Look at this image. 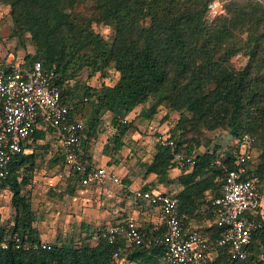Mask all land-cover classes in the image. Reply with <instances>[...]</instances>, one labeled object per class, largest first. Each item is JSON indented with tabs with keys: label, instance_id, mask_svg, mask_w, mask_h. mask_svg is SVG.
<instances>
[{
	"label": "trees",
	"instance_id": "obj_1",
	"mask_svg": "<svg viewBox=\"0 0 264 264\" xmlns=\"http://www.w3.org/2000/svg\"><path fill=\"white\" fill-rule=\"evenodd\" d=\"M217 1L225 13L211 18L210 6ZM1 5L11 7L15 34H30L36 47L35 54L27 55L20 65L30 67L40 62L44 70H54L52 83L61 90L64 102H74L76 109L81 104L91 106L94 117L90 122L80 119L84 136L90 138L103 114L110 112L118 129L113 141L120 151L121 139L131 124L119 120L154 98L147 115L155 114L164 103L180 114L168 133L178 152L196 155L202 146V129H224L236 138L252 136L255 144L249 173L264 194V0H0ZM77 6L90 10L89 21L80 33L68 13ZM95 25L110 26L114 34L106 39ZM238 54L248 57L241 70L231 64ZM15 63V59H0V70ZM111 65L120 74L115 86L76 85L77 93L69 87L84 69L94 76L105 73ZM194 131L198 134L190 137ZM33 137L39 140L43 134L37 131ZM86 143L83 140V147ZM215 149L197 154L195 167L181 168L177 181L182 190L177 198L180 214L188 219L214 218L212 202L221 194L225 179V171L216 162L222 161L229 169L235 167L232 147ZM56 155L54 161L62 159L65 165L61 149ZM37 159L35 153L19 155L3 185L12 192L11 204L16 209L10 231L33 242L41 240L22 190L29 184L24 172L35 171ZM172 160V148L158 143L148 170L162 173L170 169ZM197 230L216 246L220 228L214 225L206 231ZM102 231L97 232L95 246L56 243L50 250H0V264H119L116 253L120 261H163L162 247H139L126 253L120 242L109 244ZM252 250L264 254V229L255 234ZM217 264L236 263L220 251ZM238 264H264V259Z\"/></svg>",
	"mask_w": 264,
	"mask_h": 264
},
{
	"label": "built area",
	"instance_id": "obj_2",
	"mask_svg": "<svg viewBox=\"0 0 264 264\" xmlns=\"http://www.w3.org/2000/svg\"><path fill=\"white\" fill-rule=\"evenodd\" d=\"M225 13L220 1L210 6L209 16L216 18ZM54 70H44L40 62L30 67L19 64L0 70V195L10 175V166L22 154L27 144L43 123L57 133L65 166L80 176L83 186L103 183L112 175L108 166L94 167L83 152L84 124L72 117L74 105L64 102L61 90L52 83ZM127 123L126 120L122 121ZM157 143L169 146L173 162L179 167L193 168L197 164L195 154L176 151L175 140L160 136ZM255 139L250 135L236 138L231 149L235 167L229 169L222 161L216 164L225 171L221 194L213 199L215 225L221 234L216 246L193 226L187 225L179 211V199L171 194L152 190L135 192L137 200L155 208L161 215L164 231L148 235L134 220H126L108 227L103 233L109 244L125 240L127 247L136 249L154 246L163 248L165 264H217L219 252L236 264L253 263L264 259V254L252 250L256 233L264 229V194L249 173L253 159ZM52 244L33 242L19 233L2 227L0 223V250H50ZM119 254H115L117 262Z\"/></svg>",
	"mask_w": 264,
	"mask_h": 264
},
{
	"label": "rangeland",
	"instance_id": "obj_3",
	"mask_svg": "<svg viewBox=\"0 0 264 264\" xmlns=\"http://www.w3.org/2000/svg\"><path fill=\"white\" fill-rule=\"evenodd\" d=\"M68 13L76 24L77 32L80 33L89 21L90 10L86 6H77L69 10ZM94 28L106 39L114 34V29L107 25H95ZM15 31L16 26L11 15V7L1 5L0 59L7 58L9 62L15 59L16 63L19 64L27 55H34L36 47L30 38V34L16 35ZM247 61L248 57L238 54L232 58L231 64L235 69L241 70L246 66ZM119 77L120 74L113 65L109 66L105 73H97L94 76L87 69H84L79 76L69 82V87H73L77 93L79 90H77L76 85H87L92 88L115 86ZM153 103L154 98H151L144 104L137 106L125 118L128 124H131V128L121 139L124 146L123 155L121 150L118 151L115 148L113 139L117 136L118 129L114 125L113 116L110 112L103 114L89 139L88 151L91 154H97L98 157L107 154L111 158V165L119 172H123L120 176L129 182L134 189L144 187L146 180L151 176L147 170L156 153L157 139L160 136H168L169 131L176 126L180 119V114L171 110L168 103L161 105L152 116L147 115L150 113L149 110ZM73 104L75 106L74 102ZM74 113L76 114L75 118L81 119L85 124L94 117L92 108L88 104H81L78 109L75 108ZM201 132L202 146L197 148L196 155L208 151L214 152L217 147V150L231 148L236 140V137H232L224 129L215 131L202 129ZM196 134L198 132L194 131L190 137L196 136ZM53 144L57 148L60 147L57 140ZM46 146L43 143L36 145L37 167L33 172H24V175L29 176V184L23 188L22 195L28 199L36 218L33 228L37 231L39 239L49 244L74 243L80 245L85 242L95 246L98 239L97 232L105 230L106 227L115 222L113 213L115 207L108 205V203L104 204L105 200L103 198L100 200V195L95 188H81L78 184L74 185L72 183L73 175L65 167L63 160L54 161L57 158V155L54 156L56 154L55 147L52 148L51 152L50 148ZM170 169L162 173H155L157 179L154 186L162 187L161 190L175 189L172 182L176 180L173 179L176 174H173ZM179 186L181 191L182 187L180 184ZM9 200L5 199L4 214L12 223L16 209ZM204 220L207 221L208 218H202L200 221ZM120 264L142 263L122 260ZM161 264L164 262L162 261Z\"/></svg>",
	"mask_w": 264,
	"mask_h": 264
},
{
	"label": "crops",
	"instance_id": "obj_4",
	"mask_svg": "<svg viewBox=\"0 0 264 264\" xmlns=\"http://www.w3.org/2000/svg\"><path fill=\"white\" fill-rule=\"evenodd\" d=\"M17 64V63H15ZM120 123H123V120H119ZM39 132L43 134L42 139L35 140V137L29 140L27 144V152L25 155H32L33 153L36 154V145L39 143H43V145H47V148H50L52 152V148L55 147V153L59 152L61 148L60 141L57 138V133L52 130L51 128H48L43 123L40 124ZM91 138V137H90ZM88 136H84L83 140H86V145L83 147L84 156L87 160H89L94 167L98 166H108L109 169L112 172V175L115 177H118L120 179L119 183H114L112 179L108 178L103 183L100 184H91L90 186H83L79 180L78 177H76L73 172H71L68 169L69 172L73 175V181L72 183L74 185L78 184L81 186V188H95L96 192L100 195V200L103 198L104 204L108 203V205H113L115 209L113 210L114 213V219L115 222L111 224L110 226L116 225L118 223L124 222L126 220H134L138 223L140 226V229L143 230L148 235H151L153 233H162L164 231L163 228V222L160 213L157 209L150 207L145 202H142L140 200H137L135 197L136 191L141 190H152L158 193L163 194H171L175 197H177L178 191H180V186L178 184V177L181 175V168H179L172 160V164L170 166V170L173 172V174H176L173 179L174 180L172 184L175 189L171 188L170 190H161L162 187L159 188L157 186H154V182L157 179V175L155 173L149 172L147 170V173L151 174L150 177L145 182V186L142 188L134 189L133 186L129 182H126L123 180V178L120 176L123 172H119L114 166L111 165L110 157H108L107 154H104L103 157H98L97 154H91L90 151H88V144L89 139ZM58 141L60 144V147L57 148L56 145H54V141ZM124 146L121 147V151ZM122 155L124 151L121 152ZM63 155V153H62ZM55 156V154H54ZM97 164V165H96ZM99 164V165H98ZM155 176V177H154ZM11 194V195H10ZM5 199H12V192L9 188H3L1 195H0V223L2 224V227L10 229V227L14 224L13 222L8 221V217L4 214V203L6 202ZM9 200V201H10ZM117 208V209H116ZM185 217V216H184ZM201 219H188L185 217V222L187 225L193 226L195 229H199L201 231H206L207 229L211 228L215 225V217L213 219H208L207 221H200ZM108 226V227H110ZM106 227L105 230L108 228ZM103 230L102 233L105 231ZM121 244H123V249L126 253L131 252L134 249H131L127 247V244L125 240L120 241ZM126 261L127 259H123ZM128 261V260H127ZM119 264L122 262V260L117 261Z\"/></svg>",
	"mask_w": 264,
	"mask_h": 264
}]
</instances>
